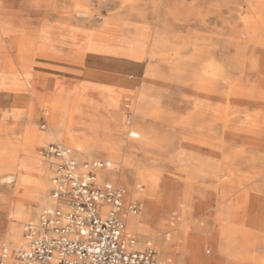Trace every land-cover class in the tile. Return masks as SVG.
Listing matches in <instances>:
<instances>
[{"label":"bare ground","instance_id":"6f19581e","mask_svg":"<svg viewBox=\"0 0 264 264\" xmlns=\"http://www.w3.org/2000/svg\"><path fill=\"white\" fill-rule=\"evenodd\" d=\"M249 1L254 3L253 7H240ZM85 2L86 0H77L75 5L78 8ZM203 2L211 6L198 8L189 3L184 8L187 11L186 25L175 23L178 8L166 11L171 22L168 24L161 21L153 30V42L149 50L144 41H129L119 37L108 40L110 35L105 36L101 45L93 44L87 39L91 35L85 33L79 36V45L73 49L74 53L79 51L81 54L72 62L81 64L86 53H104L134 59L137 51H148L147 59H154L155 62L154 65H147L143 89L153 88L157 94L150 101L159 104L161 101L171 102L173 98L169 91L178 88L181 99L178 101L174 98L173 102L181 105L187 103V167L203 168L206 172L204 176L212 182L197 185L196 178L187 176V203L198 202L200 205L204 202V209L208 212L220 205L214 213H221L226 219L225 224L219 225L217 234H214L213 228L207 225L205 219L192 224L194 231L205 233L206 241L211 239L208 247L225 254L224 259H227L224 264H264V0ZM230 2L232 6L228 7ZM56 3L57 0H48L49 7ZM109 24L105 23L102 28H107ZM186 27V38L169 37L170 29L178 32V29ZM183 53H186V57L180 58ZM154 85L158 87L155 88ZM83 94L81 90L75 96L78 105L84 103ZM146 99L151 98L145 96L139 101L144 103ZM66 103H71V100ZM105 104L108 105L107 100ZM146 104L137 107L139 118L148 115L149 106ZM156 107L153 116L159 120L167 116L165 108H159L158 105ZM174 115L178 116L180 113L174 110ZM113 116L110 115L121 125L122 116ZM53 119L51 129L54 128L55 133L62 130L61 136L68 140L69 129L56 126V116ZM77 125L87 129L81 123ZM27 131L26 138L31 144H41L48 139L47 135H33V130ZM123 131L121 128V132ZM157 131L160 133V127ZM50 132L52 134V130ZM165 141L162 140L163 143ZM103 142L104 138H99L95 145L89 146L84 142L85 152L90 154L94 148L101 147ZM128 145L135 146L131 142ZM160 154L156 153V160L163 167L166 161L161 159ZM105 157L108 161L115 162L114 154H107ZM138 166L140 165L136 161L129 170L123 171L112 164L105 172L99 171V176L124 186L123 190L127 195L140 201L138 214L123 215L124 233L148 237L165 251L169 245V236H166L165 230L177 223L167 224L162 221L161 216L171 215L173 221H178L185 212L178 206L179 202L170 198H186V193L177 191L176 194H170L171 185L165 181V184L157 181L144 184L138 173ZM16 170H13L14 179L8 177L5 180V184L15 183V187L14 190L8 187L10 194L5 199L7 205L0 207V244L11 248L21 244L20 223L29 218L30 207L49 204V199L46 202L47 197L43 196L45 189L50 188L47 165L38 161L35 170L39 174L37 180L29 179ZM163 172L159 168L153 173L161 177L164 176ZM135 179L144 184V189L137 191L138 194H133V189L128 186ZM194 211L199 210L194 208ZM187 246L192 264H209L211 261L220 264L215 257L209 259L202 256L190 234H187Z\"/></svg>","mask_w":264,"mask_h":264},{"label":"rangeland","instance_id":"374dc122","mask_svg":"<svg viewBox=\"0 0 264 264\" xmlns=\"http://www.w3.org/2000/svg\"><path fill=\"white\" fill-rule=\"evenodd\" d=\"M24 1L25 5L29 6V0ZM70 1L62 0L61 2H66V5L62 4L64 6H61L62 8H46L40 5L35 8L31 6L27 8L23 7V0H0V5H2L0 6V207L7 205L5 199H8L10 194L8 187L10 186L11 190H14L15 183L5 184L8 177L14 179V169L29 179L37 180L39 174L35 170L38 161L43 162L47 165L49 172L47 178L50 183V160L43 154V150L49 144L58 143L69 146L78 152L79 160H103L107 166L99 171L104 172L112 164L123 171L129 170L134 162L138 161L140 165L138 173L144 184L149 185L155 181L161 183L159 176L153 172L162 168L169 178L166 182L171 185L172 193L170 194L177 191L186 193V198L179 196L170 198L172 201L179 202L178 206L185 213L178 218V221H173L171 215L161 216L162 221L167 224L177 223L165 230L166 236H169V245L165 251H162L161 247L155 245L148 237L138 235L130 237L134 238L138 245L150 241L157 251L158 258L166 264H192L187 246V234H190L202 256L209 259L215 257L218 263L224 264L227 259H224L225 254L223 255L220 251L215 252L211 246L208 247V244L211 245V239L206 241L205 233H197L192 227L194 222L205 219L207 225H211L213 228L214 234H217L219 225L225 224L226 219L221 213H214L220 205L215 206V210L208 212L204 209L206 207L204 202L200 205L198 202L187 203V176L193 177L192 179L196 178L197 185H208L212 182L204 176L206 172L203 171V168L191 169V167H187V103L181 105L178 102L181 99L178 88L169 91L173 98L170 100L171 102L155 103L159 108L166 110L167 116L160 120L161 123L152 117L156 106L149 107L148 115L143 119H138L136 93L143 84L146 66L154 63L153 60L146 58L128 62L117 59L125 58L122 56L86 53L82 63L76 64L69 59L72 56L78 58L81 53H78L79 51L72 53L71 44H69L71 46L64 45L63 49V44L60 43L67 38V33H71L75 37L89 33L91 36L87 39L93 44L101 45L105 36L110 35L108 40L112 37H119L129 41H144L147 45L146 48L149 49L153 42V30L161 24V21L168 24L171 22V19L166 15V11L170 8H87L85 13H77L72 9ZM201 1L187 0L195 6L201 5V8L211 6L208 4L205 7ZM67 5L70 7L66 8ZM253 5L254 3L249 1L240 7H253ZM56 10L58 18H60L58 26L55 24L57 21ZM186 12L184 8L177 9L175 12L177 25L187 24ZM69 16L72 17L68 18ZM105 23L110 24L107 28H102ZM6 24L14 26L10 33L4 32L6 29L1 28ZM131 28L132 30H130ZM178 30L180 32L170 29L169 37H187V27ZM179 57H186V53ZM25 63H27L26 66H24ZM124 65L126 66L124 67ZM55 83L58 86L51 87ZM81 90L84 93L82 95L84 103L78 105L75 96ZM174 98L178 100L179 107L175 103L176 101L173 102ZM69 100L71 103L67 104L66 101ZM106 100L108 105L105 104ZM70 104L73 106L70 107ZM174 110L180 115L175 116ZM63 114L65 115L63 116ZM112 114L115 118L118 115L122 116L121 125L110 117ZM55 116L56 126L60 125L69 129L68 140L61 136L62 130L55 133L56 130L51 129ZM172 116L173 118H171ZM77 123H81L87 129L79 128ZM159 127L161 128L160 133L157 131ZM121 128L124 129L123 132H121ZM27 130H33V135H47L48 139L41 144H31L30 140L26 138L29 132ZM132 134L135 137H131ZM162 137L169 139L163 143L160 139ZM99 138H104V144L102 143L101 147L94 148L90 154H87L84 142L89 146L95 145ZM135 141L147 142L155 144V146L169 144L174 150L165 149L169 151V155L161 157L166 161L162 167L156 160L157 156L145 155V152L156 154L155 150L137 149L128 145ZM175 153L181 155L176 156ZM107 154L109 156L114 154L115 162L108 161L105 157ZM148 162L151 164L147 165ZM21 165L26 168L23 169ZM99 171H97V175L101 179ZM106 180L112 182L109 179ZM139 182L135 179L132 185L128 184L133 189V194H138L144 189V184ZM112 183L124 189V186L119 183L114 181ZM162 183L165 184V182ZM49 189H45L43 193V196L47 197L46 202L49 199ZM125 197V206L134 201L140 203L136 197L127 195V193H125ZM44 207V204L37 205L35 208L34 206L30 207L31 214L26 221L20 223V232H22L23 225L36 218ZM194 208L199 211H194ZM1 227L2 223L0 222ZM6 246L0 244V250L11 248ZM209 264L217 263L211 261ZM229 264L233 263L229 262Z\"/></svg>","mask_w":264,"mask_h":264},{"label":"built area","instance_id":"2783aa9c","mask_svg":"<svg viewBox=\"0 0 264 264\" xmlns=\"http://www.w3.org/2000/svg\"><path fill=\"white\" fill-rule=\"evenodd\" d=\"M43 154L51 165L50 204L23 225L18 247L1 249L0 264H166L150 241L138 245L124 233L123 215L141 205L125 206L124 190L97 177L106 162L79 160L58 143Z\"/></svg>","mask_w":264,"mask_h":264},{"label":"crops","instance_id":"0c3cea01","mask_svg":"<svg viewBox=\"0 0 264 264\" xmlns=\"http://www.w3.org/2000/svg\"><path fill=\"white\" fill-rule=\"evenodd\" d=\"M62 0H57V3H56V5H54V6H50L49 7V5H48V0H29V6H26L25 5V1L23 0V3H24V5H23V7H27V8H30V6L32 7V8H35V7H37V5H40V6H44V7H46V8H62V7H64L62 4H64V5H66L65 3H63V2H61ZM75 1H77V0H71L70 1V3H71V7H72V9L73 10H75L77 13L78 12H80V13H85L86 12V10H87V8H187V4H189V3H192V2H187V0H172V2H171V0H86V2L85 3H83L80 7H76V5H75ZM105 2V3H104ZM160 2V3H159ZM176 2V3H175ZM202 2V4L206 7V6H208V4H206L205 2H203V0L201 1ZM1 3V2H0ZM0 6H2V5H0ZM62 6V7H61ZM228 7H231L232 6V3L230 2V4H228L227 5ZM236 6H238V5H236ZM66 8H69L70 7V5L68 6H65ZM194 7H198V8H201V5H199V6H194ZM1 8V7H0ZM56 14H57V21H55L56 23V25L58 26L59 24H60V18H58V11L56 10ZM72 16H69L68 18H71ZM54 24V25H55ZM3 27H5V29H6V31H8L9 33L11 32V30H12V28L14 27L13 25H8V24H6L5 26H3ZM60 33H62L61 31H60ZM89 34V33H88ZM69 37V39H71V40H69V39H67ZM88 37V36H87ZM67 38L66 39H64V40H62V41H60V43H62L63 44V46L64 45H69V44H71L72 45V48L71 49H74V46H76V45H79L78 44V41L80 40V37H75L74 35L72 36L71 35V33H67ZM67 40H69L68 42H67ZM35 43V42H34ZM81 44V43H80ZM71 45H69V46H71ZM76 48V47H75ZM149 50V49H148ZM73 51V50H72ZM147 52V53H146ZM72 53H74V52H72ZM72 53H71V55H72ZM148 54V51H144V50H142V51H137L136 53H135V58L134 59H129V58H117L118 60H125V61H134V60H143V59H146V58H148L146 55ZM149 55V54H148ZM69 59V58H68ZM69 60H74V58L73 57H71V59H69ZM149 60H153V62H155L154 61V59H149ZM149 65V64H148ZM151 65H154L153 63H151ZM123 66V65H122ZM126 65H124V67H125ZM148 71V69H147V66H146V68H145V72H144V77L146 76V72ZM156 71V70H155ZM144 77H143V79H144ZM25 85H27V82H25ZM58 85H57V83H55L54 85H52L51 87H57ZM156 94L157 93H155L154 91H153V88H149V89H143V86L141 85V87L139 88V90H138V92L136 93V98H137V107L140 105V104H144V103H147L146 105H148L149 107H152V106H157L156 104H154L152 101H150V100H152V98H155V96H156ZM140 96V97H139ZM145 96H147V97H149V98H151V99H146L147 101L146 102H141V101H139L140 99H144L145 98ZM140 98V99H139ZM139 99V100H138ZM164 102V101H163ZM166 102V101H165ZM136 107V108H137ZM147 116V115H146ZM152 117L153 118H155L157 121H159V123H161V121L157 118V117H155V116H153L152 115ZM138 119H139V117H137ZM142 119L143 118H145V116L144 117H141ZM161 120H163V119H161ZM158 123V124H159ZM160 131H161V128H160ZM161 139V141L162 140H167V139H169V138H164V137H162V138H160ZM134 144H135V146H131V147H133V148H137V149H153V150H155L156 151V153H161L160 154V156H162V157H165V156H168L169 155V151H167V150H165V149H170V150H174V148L171 146V145H169V144H165V145H158V146H155V144H149V143H147V142H143V143H141L140 141H135V142H133ZM66 146V145H65ZM69 147V146H68ZM186 148H187V145H186ZM145 155L146 156H149V155H155L156 156V154H150V153H146L145 152ZM173 155V154H172ZM175 155L176 156H179V155H181V154H176L175 153ZM185 156H186V154H184ZM187 157V156H186ZM145 163H147V162H145ZM151 163V162H150ZM148 164H149V162H148ZM147 164V165H148ZM163 174H164V176H161V177H159V180L161 181V183L162 182H166L169 178H168V176H167V174L165 173V172H163ZM184 178V177H183ZM182 178V179H183ZM101 180H103V181H108V180H106V179H101ZM1 251V250H0Z\"/></svg>","mask_w":264,"mask_h":264}]
</instances>
